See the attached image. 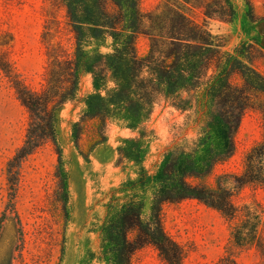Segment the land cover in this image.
I'll return each instance as SVG.
<instances>
[{"label":"rangeland","instance_id":"obj_1","mask_svg":"<svg viewBox=\"0 0 264 264\" xmlns=\"http://www.w3.org/2000/svg\"><path fill=\"white\" fill-rule=\"evenodd\" d=\"M139 7L149 32L155 35L169 32L173 22L183 17L221 36L228 51L252 44L253 65L264 75V0H140ZM6 31L12 41L0 47V57L8 59L28 88L41 91L48 56L52 51L65 54L72 49L64 8L57 0H0V33ZM182 33L191 34L190 30ZM148 47V38L138 35L137 55L144 56ZM231 81L241 83L238 75ZM91 91L92 77L85 74L76 97L58 115L56 140L67 184L63 207L55 146L47 139L20 157L28 112L0 70V264H79L86 259L97 250L100 226L118 204L141 196L146 215L149 179L163 153L173 145L188 143L206 115L204 89L155 102L146 123L150 136L141 159L146 185L140 189L131 186L138 177L134 166L115 165L116 147L122 138L135 133L114 124L101 127L97 119H81V100ZM263 138L264 95L252 93L234 136L232 155L200 179L210 188L221 184L233 189L231 201L239 208L236 218L229 219L193 199L161 206L163 228L182 248L181 264H264V184L250 182L237 188L232 183L233 176L242 174L247 154ZM237 227L239 244L234 237ZM130 264L166 262L146 245L133 253Z\"/></svg>","mask_w":264,"mask_h":264},{"label":"trees","instance_id":"obj_2","mask_svg":"<svg viewBox=\"0 0 264 264\" xmlns=\"http://www.w3.org/2000/svg\"><path fill=\"white\" fill-rule=\"evenodd\" d=\"M57 1L64 8L72 33V49L59 54L51 48L41 91L28 88L15 75L8 59L0 57V70L28 112L20 157L31 153L44 140L53 143L64 207L67 184L56 125L62 106L76 97L80 78L90 74L92 91L81 100L80 117L97 119L101 127L114 124L135 133L133 137L121 139L116 147L115 165L134 166L138 177L131 186L141 189L146 185L141 159L150 136L146 123L155 102L161 97L204 89L206 115L188 143L173 145L163 153L149 179L151 192L146 215L141 196H130L118 204L100 226L97 250L79 263L92 264L93 260H98L103 264H130L137 249L150 245L166 264H181L182 248L162 225L163 204L193 199L229 219L239 213V208L231 201L232 188L221 184L210 188L200 179L209 174L214 165L232 155L234 136L250 95H264V75L253 65V45L241 44L232 52L228 51L221 36L186 22L183 17L173 22L169 32L152 34L140 10V0ZM184 30H190L191 34L184 35ZM138 35L148 38L149 47L144 56L136 52ZM11 41L9 32L0 33V47ZM233 75L239 76L240 84L231 81ZM73 139L77 146L76 130H73ZM263 163L264 138L247 154L242 174L232 177L234 187L250 182L264 184ZM240 227L235 229L237 244Z\"/></svg>","mask_w":264,"mask_h":264}]
</instances>
